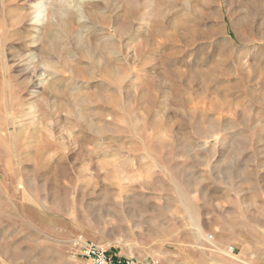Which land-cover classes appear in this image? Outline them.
<instances>
[{"label":"rangeland","instance_id":"obj_1","mask_svg":"<svg viewBox=\"0 0 264 264\" xmlns=\"http://www.w3.org/2000/svg\"><path fill=\"white\" fill-rule=\"evenodd\" d=\"M75 241L264 264V0H0V264Z\"/></svg>","mask_w":264,"mask_h":264},{"label":"built area","instance_id":"obj_2","mask_svg":"<svg viewBox=\"0 0 264 264\" xmlns=\"http://www.w3.org/2000/svg\"><path fill=\"white\" fill-rule=\"evenodd\" d=\"M73 246L81 258L90 264H132L120 258L109 256L106 250H103L102 248L89 242L75 241ZM234 253L235 249L233 247H229L228 254L234 255Z\"/></svg>","mask_w":264,"mask_h":264},{"label":"bare ground","instance_id":"obj_3","mask_svg":"<svg viewBox=\"0 0 264 264\" xmlns=\"http://www.w3.org/2000/svg\"><path fill=\"white\" fill-rule=\"evenodd\" d=\"M43 7H44V5H42V4L39 6V12H38V14L35 15V17H34V21H35L36 23L39 21V18H40V16H41L42 11H43ZM229 255H230V254H229Z\"/></svg>","mask_w":264,"mask_h":264}]
</instances>
